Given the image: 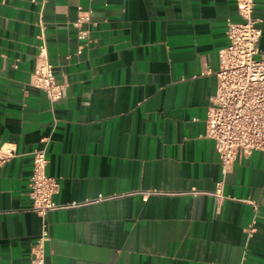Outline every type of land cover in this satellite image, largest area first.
Instances as JSON below:
<instances>
[{"label": "crops", "instance_id": "obj_1", "mask_svg": "<svg viewBox=\"0 0 264 264\" xmlns=\"http://www.w3.org/2000/svg\"><path fill=\"white\" fill-rule=\"evenodd\" d=\"M240 21L234 0H0V264H30L42 221L45 264H264V156L223 175L204 137ZM40 58L66 86L53 104ZM43 149L67 207L42 220L27 192Z\"/></svg>", "mask_w": 264, "mask_h": 264}, {"label": "built area", "instance_id": "obj_2", "mask_svg": "<svg viewBox=\"0 0 264 264\" xmlns=\"http://www.w3.org/2000/svg\"><path fill=\"white\" fill-rule=\"evenodd\" d=\"M241 19L227 25L228 44L219 51L217 88L210 99L204 119V137L211 140L221 165L222 174L236 163L249 159L253 153L264 156V57L258 58L261 35L255 26L252 12L256 0H234ZM86 32L79 38L85 39ZM32 86L42 91L53 104L64 97V84L55 80L53 67L40 58L32 74ZM10 149H0V164L12 158ZM45 150L33 152L32 170L27 195L31 200L30 211L44 219L52 211L65 209L54 196L58 184L45 174ZM224 181L217 184L214 194L221 197ZM204 193H196V195ZM31 248L30 264H45L44 246L47 241L46 224Z\"/></svg>", "mask_w": 264, "mask_h": 264}]
</instances>
